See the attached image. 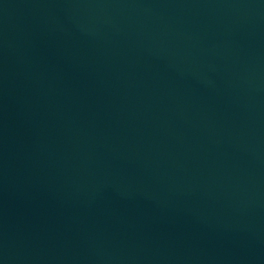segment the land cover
Wrapping results in <instances>:
<instances>
[{
    "label": "water",
    "instance_id": "obj_1",
    "mask_svg": "<svg viewBox=\"0 0 264 264\" xmlns=\"http://www.w3.org/2000/svg\"><path fill=\"white\" fill-rule=\"evenodd\" d=\"M0 264H264V0H0Z\"/></svg>",
    "mask_w": 264,
    "mask_h": 264
}]
</instances>
